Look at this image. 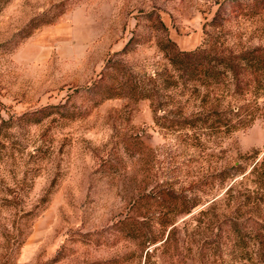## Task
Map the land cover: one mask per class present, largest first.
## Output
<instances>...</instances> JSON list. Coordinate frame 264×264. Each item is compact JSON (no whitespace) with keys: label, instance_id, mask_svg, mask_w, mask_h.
<instances>
[{"label":"rangeland","instance_id":"374dc122","mask_svg":"<svg viewBox=\"0 0 264 264\" xmlns=\"http://www.w3.org/2000/svg\"><path fill=\"white\" fill-rule=\"evenodd\" d=\"M166 38L264 48V0H0V264H264V119L212 127L245 103L183 83Z\"/></svg>","mask_w":264,"mask_h":264},{"label":"trees","instance_id":"16d2710c","mask_svg":"<svg viewBox=\"0 0 264 264\" xmlns=\"http://www.w3.org/2000/svg\"><path fill=\"white\" fill-rule=\"evenodd\" d=\"M216 19L217 18L214 17V22H212V24L215 23ZM217 25L218 24H214V26ZM157 47L159 52L163 54L168 63L172 66L173 70L178 73V78H180L183 83L186 84V82L189 81L205 90H212L221 95L225 93L232 94L234 92L241 96V100H243L245 104L238 108V112L234 113L229 111L227 115H223L220 110H217L218 107L215 106L212 108L209 117H214L211 124L212 127L218 130L223 129L226 133H230L237 130L239 127L249 126L258 117L264 119V110H260V108L256 106V99L259 98L264 90V48L246 50L243 53L230 57L213 54L201 46L192 51H180L176 48L174 42L168 38H166L165 41L159 40L157 42ZM143 87L144 86L140 82H135L133 79L131 81L128 79L127 82L121 83L120 85L121 90H126L132 95H136L139 99H147L149 96L144 94L145 90ZM104 89L106 90L104 93H107L106 97L112 98L111 96L114 95L113 91L115 88L113 89V86H109ZM232 89L233 91L231 92ZM231 99H233V95H231ZM231 104V100L226 103L224 107L225 112ZM242 107L245 108L244 113L240 112ZM238 117H241L240 120H238V123H240L239 126L234 122V119ZM206 122H208V120L202 121L203 124H206ZM188 123L189 122H185L184 124ZM262 164H264V161ZM252 170L249 173H251ZM242 171L243 170H240L238 173ZM232 186L226 193L229 192L228 194H230V191L233 190ZM195 206L196 203H193L189 208ZM261 227L264 226L261 225ZM231 228L237 235L241 234L237 224L232 225ZM155 241L156 239L148 240V244H153ZM250 256V264H261L260 260L263 257L262 254L258 256L257 252L255 254L252 251Z\"/></svg>","mask_w":264,"mask_h":264}]
</instances>
